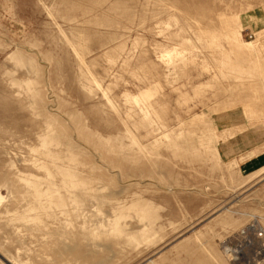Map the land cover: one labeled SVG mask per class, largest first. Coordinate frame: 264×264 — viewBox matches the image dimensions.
<instances>
[{
    "label": "rangeland",
    "instance_id": "374dc122",
    "mask_svg": "<svg viewBox=\"0 0 264 264\" xmlns=\"http://www.w3.org/2000/svg\"><path fill=\"white\" fill-rule=\"evenodd\" d=\"M261 153L264 0H0V264H264Z\"/></svg>",
    "mask_w": 264,
    "mask_h": 264
},
{
    "label": "crops",
    "instance_id": "0c3cea01",
    "mask_svg": "<svg viewBox=\"0 0 264 264\" xmlns=\"http://www.w3.org/2000/svg\"><path fill=\"white\" fill-rule=\"evenodd\" d=\"M241 166L245 167V168H253L254 172H251L247 175H251L254 173H257L259 171L264 170V153L258 154L256 156L250 157L249 159L245 160L244 162L241 163ZM259 169L257 171H255V169ZM262 178L260 181H262L264 179V172L262 174ZM259 181V182H260ZM258 183V182H257ZM256 183V184H257ZM255 184V185H256Z\"/></svg>",
    "mask_w": 264,
    "mask_h": 264
},
{
    "label": "built area",
    "instance_id": "2783aa9c",
    "mask_svg": "<svg viewBox=\"0 0 264 264\" xmlns=\"http://www.w3.org/2000/svg\"><path fill=\"white\" fill-rule=\"evenodd\" d=\"M261 237H262V234H261V233H259V234H258V238H261Z\"/></svg>",
    "mask_w": 264,
    "mask_h": 264
}]
</instances>
